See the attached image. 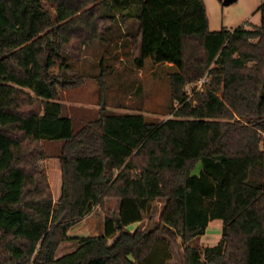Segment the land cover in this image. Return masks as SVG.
<instances>
[{"label":"trees","instance_id":"obj_1","mask_svg":"<svg viewBox=\"0 0 264 264\" xmlns=\"http://www.w3.org/2000/svg\"><path fill=\"white\" fill-rule=\"evenodd\" d=\"M258 10V25L212 31L204 0H0V264H173L176 244L179 264H264V0ZM106 33L127 41L135 67L175 68L171 117L102 110L73 128L58 99L82 82L69 59ZM96 129L99 153L75 154ZM45 139L61 142L56 200ZM107 199L117 206L103 232L69 235ZM213 219L218 242L192 244ZM70 239L77 247L57 257Z\"/></svg>","mask_w":264,"mask_h":264},{"label":"rangeland","instance_id":"obj_2","mask_svg":"<svg viewBox=\"0 0 264 264\" xmlns=\"http://www.w3.org/2000/svg\"><path fill=\"white\" fill-rule=\"evenodd\" d=\"M204 2L209 29L212 31L222 27L233 30L240 25L248 26L249 23L260 24L258 6L261 0H236L231 3L229 0H204ZM44 3L54 14L55 6L48 2ZM119 27L117 33H123L126 29L124 25L119 24ZM114 28L116 29V25ZM107 32L111 35L109 30ZM108 33L101 40L88 42L80 60L69 59L74 74L81 75L82 82L76 86L60 89L58 99L63 105V114L71 116L73 128L75 130L80 128L87 121L97 117L102 110L115 113L142 112L148 121L153 122H160L171 117L174 103L172 104L170 99L168 73L175 68L169 63H154L150 58L145 59L142 68L135 67L127 41L121 37L110 42L106 39ZM52 70L57 71V67H52ZM102 70L106 86L104 97L99 89ZM192 86L193 84L187 87L190 95L193 93ZM60 144L58 140H43L47 156L40 161V165L48 180L53 178V174L58 169L59 162L56 156ZM99 151V131L96 129L82 138V144L75 149V154L93 155ZM162 204L163 201L157 202V211L148 212L142 222L143 226H153L157 222ZM116 206V202L107 199L104 206H96L90 214L73 224L68 230L69 235L79 236L103 232L105 216L115 212ZM135 226L136 224H130L127 229L133 230ZM206 233L208 235L194 238L192 244L201 248L214 245L212 234H221V227L219 230L209 225ZM77 245L75 239L63 241L56 250V256L73 251ZM173 249L172 263L179 264L181 248L176 244Z\"/></svg>","mask_w":264,"mask_h":264},{"label":"crops","instance_id":"obj_3","mask_svg":"<svg viewBox=\"0 0 264 264\" xmlns=\"http://www.w3.org/2000/svg\"><path fill=\"white\" fill-rule=\"evenodd\" d=\"M246 21H248V20H246ZM68 116H70V115H68ZM56 159L59 162L57 156H56ZM60 177H61V170H60V164H59L57 171H55V173L53 174V178L52 179H49V183H50V186H51V190H52V194H53L54 199L60 195V190H61V180H60ZM209 225H213L214 227H216V229H219L220 230L221 220L220 219H213V220H211L209 222L208 226ZM206 231H207V229H206ZM206 231H205V233L203 235H201V237L208 235V233H206ZM99 233H100V231L99 232H94L92 234H99ZM220 235L221 234H218V233L212 234L213 237H211V238H213V242L215 244L218 242V240L220 238Z\"/></svg>","mask_w":264,"mask_h":264},{"label":"built area","instance_id":"obj_4","mask_svg":"<svg viewBox=\"0 0 264 264\" xmlns=\"http://www.w3.org/2000/svg\"><path fill=\"white\" fill-rule=\"evenodd\" d=\"M207 82H208V77L204 75L203 77L195 81V83L193 84V91L196 92L203 91L204 86L207 84Z\"/></svg>","mask_w":264,"mask_h":264}]
</instances>
